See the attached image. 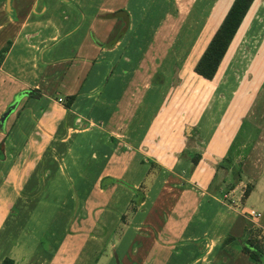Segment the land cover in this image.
I'll return each mask as SVG.
<instances>
[{
    "label": "crops",
    "instance_id": "crops-1",
    "mask_svg": "<svg viewBox=\"0 0 264 264\" xmlns=\"http://www.w3.org/2000/svg\"><path fill=\"white\" fill-rule=\"evenodd\" d=\"M150 1L10 0V13L0 2V118L16 103L0 125V264H114L103 253L116 232L122 264H255L222 241L264 230V174L244 196L240 169L221 175L233 137L200 138L203 109L189 121L174 107L158 55L182 7L159 0L154 13ZM217 26L191 71L178 70L184 79L215 80L225 55L211 79L194 65ZM41 218L63 235H38L30 222Z\"/></svg>",
    "mask_w": 264,
    "mask_h": 264
},
{
    "label": "rangeland",
    "instance_id": "rangeland-1",
    "mask_svg": "<svg viewBox=\"0 0 264 264\" xmlns=\"http://www.w3.org/2000/svg\"><path fill=\"white\" fill-rule=\"evenodd\" d=\"M159 2V0H151L148 4L154 13L155 4L158 5ZM229 2L230 0H179L182 12L180 11L176 18L168 20L165 24L171 33H167L165 38H162L167 46L164 45L165 51L158 55V61L162 60L163 68L166 67L169 72V80L164 84V90L168 91L171 87L175 93L177 103L174 102V107L176 109L179 107L183 111L188 109V115L191 109H196L195 106H198L200 111L203 109L199 127L203 125L204 130L196 127L200 138H208L218 128L226 138L233 137L231 149L230 146L228 147V151L232 154V169L222 167L221 175L225 174L227 181H231L236 177L235 170L240 169L244 176L240 175L243 181L239 189H245L248 184L252 190L257 183L260 185V176L264 174V0L253 1L239 33L225 54L215 80L208 82L209 84L200 85V82L193 78L185 77L184 79L183 75L178 74L181 68L191 71L195 57L199 54L210 32L217 26ZM9 4L11 5V2ZM5 5L7 9L5 13H10L11 8L7 6V0ZM166 5L169 4L166 3ZM157 15L160 16L161 13L158 12ZM155 16L156 14L154 18ZM201 30L203 32L200 33ZM5 35L0 36V39ZM5 41L2 40L3 44L6 43ZM157 68L161 69L160 62ZM223 81L225 85L222 84ZM192 119L193 116L189 115V121ZM216 125L217 128L212 130ZM191 141H193L192 136L189 137V142ZM228 151L224 157L228 155ZM58 196L60 198V195ZM244 202L239 200L236 204L241 207ZM250 204V202L245 203L248 206ZM35 219L30 222V226L37 228L38 235L48 236L49 229L53 226L55 227L54 237L60 238L65 232L60 225L61 222L50 223L46 218H41L40 220H43L40 225ZM257 223L252 227L259 228ZM256 233L260 234L259 231ZM245 234L246 232L240 233L236 229L234 238L228 243L229 248L235 250L236 254L242 250V243L239 240ZM118 239L116 232L108 241L109 248L103 253L113 256L114 264L117 263L112 252L113 248L121 250L123 243L120 244ZM114 240L116 242L112 243ZM229 253L232 254V252ZM103 261L104 258L102 263ZM125 261L127 264H134L130 258L129 260L126 258ZM228 264L231 262L228 261Z\"/></svg>",
    "mask_w": 264,
    "mask_h": 264
},
{
    "label": "trees",
    "instance_id": "trees-1",
    "mask_svg": "<svg viewBox=\"0 0 264 264\" xmlns=\"http://www.w3.org/2000/svg\"><path fill=\"white\" fill-rule=\"evenodd\" d=\"M253 1L254 0H232L225 15L223 16L219 25L215 29L214 33L208 40L205 48L201 52L197 61L195 62L194 71L197 74L208 79L214 77L239 26H242L240 24H243L245 20V19L243 20V18L248 12ZM8 45L9 42L6 43L0 49V60L4 56L6 50L8 49ZM72 99H73V95H69L68 99L65 101L66 106L70 105ZM229 148L231 149V146ZM191 157H192V162L195 164L198 162L200 158V154L193 153ZM231 159H232L231 151L230 152L228 151V155L224 157L220 165L226 168H231L232 166ZM238 172L239 169L235 170L234 173L236 174ZM250 190H251L250 185L247 184L244 194L247 195L250 192ZM257 231H259L260 233L259 235L256 233ZM233 238H234L233 235L228 234L222 241V247L226 249L228 252H233L228 245V243ZM239 241L242 243L241 249L254 260L255 264H260L264 262V230H262V228L260 227L248 228L246 230L245 236ZM6 264H10V262H7Z\"/></svg>",
    "mask_w": 264,
    "mask_h": 264
},
{
    "label": "water",
    "instance_id": "water-1",
    "mask_svg": "<svg viewBox=\"0 0 264 264\" xmlns=\"http://www.w3.org/2000/svg\"><path fill=\"white\" fill-rule=\"evenodd\" d=\"M7 2L9 3L10 0H7ZM15 104H16V103H12L11 105H9V107H8L7 110H6V112H4V113L2 114V116H1V118H0V125H1L2 122L4 121V118H5V116L7 115V113L10 111V109H11L12 107L15 106ZM115 257H116V259H117V263H118V264H122V263L119 262L117 254H115Z\"/></svg>",
    "mask_w": 264,
    "mask_h": 264
},
{
    "label": "built area",
    "instance_id": "built-area-1",
    "mask_svg": "<svg viewBox=\"0 0 264 264\" xmlns=\"http://www.w3.org/2000/svg\"><path fill=\"white\" fill-rule=\"evenodd\" d=\"M248 214L251 216V217H255V216H258L259 215V212L257 210H254V209H251Z\"/></svg>",
    "mask_w": 264,
    "mask_h": 264
}]
</instances>
